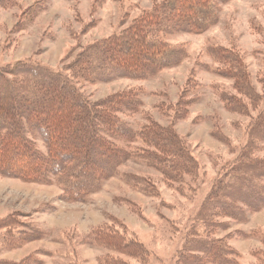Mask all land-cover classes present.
<instances>
[{
    "label": "rangeland",
    "instance_id": "374dc122",
    "mask_svg": "<svg viewBox=\"0 0 264 264\" xmlns=\"http://www.w3.org/2000/svg\"><path fill=\"white\" fill-rule=\"evenodd\" d=\"M166 0H2L0 2V68L32 62L61 71L91 102L120 91H137L143 101L138 113L121 117L138 130L152 119L174 129L195 157L193 175L170 179L162 169L140 159H129L99 191L84 201L64 198L61 184H38L0 175V218L15 215L14 229L30 224L45 233L21 245L9 243L0 230V264L36 255L41 264H102L106 255L124 264H175L189 229L216 180L237 161L251 138L252 125L264 112V0H219L218 20L200 33H177L167 41L185 50L179 65L155 76L134 80L90 82L71 76L67 69L90 44L119 33L155 4ZM237 53L248 72L240 91L236 79L213 53L216 48ZM254 98L252 101L251 96ZM225 96L248 106L234 111ZM192 100L187 114L174 119L181 98ZM175 120V121H174ZM40 150L46 146L35 139ZM255 157L264 159V141H255ZM141 141L130 149L141 147ZM135 177V179H134ZM138 178L149 181L144 191ZM264 185V179L259 181ZM246 221L227 216L214 237H225L239 250L241 264H256L264 252V207L258 211L240 204ZM110 227L142 243L145 260L119 253L93 241V233ZM7 241V242H5Z\"/></svg>",
    "mask_w": 264,
    "mask_h": 264
},
{
    "label": "trees",
    "instance_id": "16d2710c",
    "mask_svg": "<svg viewBox=\"0 0 264 264\" xmlns=\"http://www.w3.org/2000/svg\"><path fill=\"white\" fill-rule=\"evenodd\" d=\"M218 1L166 0L155 4L119 33L84 48L67 69L73 78L90 82L151 78L186 57L185 50L169 43L167 37L208 29L218 20ZM213 53L227 65L224 73L236 79L240 91L253 93L244 84L248 72L240 56L220 47ZM225 97L234 111L246 112L244 101ZM191 103V99L182 97L175 106L174 119L185 117ZM142 106L139 93L133 90L91 102L67 74L38 63L19 62L0 68V175L38 184L56 181L62 186L64 198L72 201H84L99 191L129 159L146 161L170 179L193 175L198 162L175 131L174 122L164 126L149 119L135 130L122 119V114L138 113ZM250 136L237 161L216 180L203 202L175 264H241L239 250L227 238L213 235L216 229L226 228L219 217L247 220L240 204L253 211L264 207V185L259 184L264 179V159L253 154L258 148L255 141H264V112L252 125ZM36 138L44 142L46 152L38 148ZM137 141L142 146L130 149ZM138 183L146 192L153 190L149 181L138 178ZM17 224L14 214L0 218V230H8L4 235L11 244L45 236L30 224L14 229ZM93 241L141 260L149 256L142 243L110 227L94 232ZM256 255V264H264V252ZM41 263L34 254L3 264ZM102 264L124 262L106 255Z\"/></svg>",
    "mask_w": 264,
    "mask_h": 264
}]
</instances>
